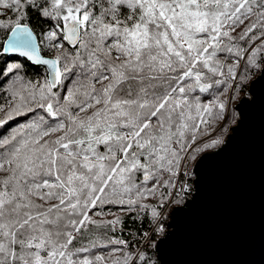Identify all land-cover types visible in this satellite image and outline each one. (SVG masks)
<instances>
[{
    "label": "snow or ice",
    "instance_id": "obj_1",
    "mask_svg": "<svg viewBox=\"0 0 264 264\" xmlns=\"http://www.w3.org/2000/svg\"><path fill=\"white\" fill-rule=\"evenodd\" d=\"M0 17L3 53L47 68L43 82L25 81L19 62L3 73L14 78L0 128L27 119L0 135V264H150L126 240L101 242L93 229L123 221L97 209L150 207L165 231V204L189 191L177 179L223 143H201L208 128L264 77V0H0Z\"/></svg>",
    "mask_w": 264,
    "mask_h": 264
},
{
    "label": "water",
    "instance_id": "obj_2",
    "mask_svg": "<svg viewBox=\"0 0 264 264\" xmlns=\"http://www.w3.org/2000/svg\"><path fill=\"white\" fill-rule=\"evenodd\" d=\"M34 35L38 54L53 58L42 54ZM3 55L27 60L18 53ZM248 95L235 105L239 119L224 143L204 152L198 158L203 162L192 167L191 198L171 209L169 229L154 243L160 264H264V77L260 74L249 83Z\"/></svg>",
    "mask_w": 264,
    "mask_h": 264
},
{
    "label": "trees",
    "instance_id": "obj_3",
    "mask_svg": "<svg viewBox=\"0 0 264 264\" xmlns=\"http://www.w3.org/2000/svg\"><path fill=\"white\" fill-rule=\"evenodd\" d=\"M4 17H0V19H3ZM29 24L31 28H33L34 33L36 34L41 52L44 56L47 57H53L54 52L47 46V42L43 39L44 32L47 31V25L43 24L35 15L31 16L28 21H25ZM6 40V34L3 32H0V84L3 85V89L0 90V103H4V99L2 98L6 94V90L11 87L12 81L9 79L10 76H13V74L4 75L5 69L10 66L12 63L19 62L23 65V67L20 70V76L24 78L25 81H40L43 82L46 76V69L41 66H35L29 63L27 60L20 58V57H8L3 55V44ZM258 74V73H257ZM256 74V75H257ZM250 76L248 83L245 85L244 90L239 93L238 96H236L235 99L230 100L231 106L229 109V102L226 107V111L223 114V119L219 120L214 123V125L210 126L208 128V134L205 135L201 143H210L212 139L215 138H222L223 142L228 135L227 129L230 125L238 118V113L233 108V103L237 102L240 97L247 92V87L249 82L256 76ZM232 93L229 91L226 93L222 99L227 100L229 96H231ZM210 99V97H209ZM229 111V118L226 121V124L222 129L219 131V127L223 123V121L226 119V116L228 115ZM2 115V114H0ZM27 118L26 117H18L17 119H14L12 121H9V124L4 125L2 128H0V135L7 136L9 135L10 131L14 130L17 126V123H23ZM222 144H220L217 147L209 148L206 151L209 150H215L218 147H220ZM204 151V152H206ZM204 152L200 153L202 155ZM199 155V156H200ZM198 156V157H199ZM191 167H189V171H191ZM193 175L191 174L189 177V180L193 183ZM185 177L181 176L177 179L178 186L181 182H185ZM191 184L190 189L193 188ZM167 191V190H165ZM173 191V196H175V190ZM187 200V197L185 194H183V198L180 201V203H172L170 200L167 204H165V209L169 207V210L164 213V225H168L170 221V210L173 206H179L183 205L184 202ZM145 203L149 204L150 206L155 205L157 203L156 200L149 199L145 201ZM126 208V206H125ZM100 210L104 213V219H113L115 216H119L120 219L123 221L122 225L117 226L116 230L114 232L108 231L106 229H93L94 234H99V238L101 242H107V239L109 236L112 238L117 239H123L126 240L129 244V250L134 251L136 247H139L141 251H144L146 249V254L148 257H150V264H160L156 254L154 252L153 245L155 241L160 237L163 236L165 231L162 234H155V224L152 221L150 207L149 209H137L136 211H128L125 209H122L121 206L118 205H106ZM95 211V210H94ZM91 214V213H90ZM114 214V215H113ZM108 231L107 235H104V233ZM147 234V235H145ZM113 247H119L116 245H109L108 247H98L93 249V252L91 254H100V255H107L111 248ZM116 255H123V253H117Z\"/></svg>",
    "mask_w": 264,
    "mask_h": 264
},
{
    "label": "rangeland",
    "instance_id": "obj_4",
    "mask_svg": "<svg viewBox=\"0 0 264 264\" xmlns=\"http://www.w3.org/2000/svg\"><path fill=\"white\" fill-rule=\"evenodd\" d=\"M258 75H259V73H258L256 76H258ZM256 76H255V77H256ZM255 77H254V78H255ZM254 78H253V79H254ZM253 79H252V80H253ZM250 82H251V81H250ZM250 82H249V83H250ZM248 85H249V84H248ZM245 96H249V95H248V87H247V92H245V93L240 97V99H241L242 97H245ZM240 99H239V100H240ZM239 100H238V101H239ZM238 101L235 102V103H233V108H234V110H235V105L238 103ZM230 106H231V102H229V109H230ZM235 111H236V110H235ZM236 112H237V111H236ZM237 113H238V112H237ZM228 118H229V111H228V115L226 116V119L223 121V123L221 124V126H220L219 129H218L219 131L224 127V125L226 124V121L228 120ZM238 119H239V114H238V118H237V119L232 123V125H230L229 128L227 129L228 135H229L230 132H231V128L237 123V120H238ZM228 135H227V136H228ZM227 136H226V138H227ZM226 138H225V140H226ZM225 140H224V141H225ZM223 143H224V142H223ZM223 143H222V144H223ZM198 158H199V157H198ZM190 173L192 174V167H191V171H190ZM191 174H190V175H191ZM190 175H189L188 177H185V179H184L185 182L188 184L189 190H190V187H191V184H190V183H192L191 180H189ZM192 175H193V174H192ZM193 179H194V178H193ZM192 186H193V183H192ZM192 191H193V188H192ZM190 198H191V197H190ZM190 198H189V199H190ZM187 200H188V198H187ZM173 207H174V206H173ZM173 207H172V208H173ZM172 208H171V209H172ZM170 211H171V210H170ZM170 218H171V216H170ZM164 234H165V233H164ZM160 237H162V236H160ZM160 237H159V238H160ZM153 248H154V245H153Z\"/></svg>",
    "mask_w": 264,
    "mask_h": 264
},
{
    "label": "built area",
    "instance_id": "obj_5",
    "mask_svg": "<svg viewBox=\"0 0 264 264\" xmlns=\"http://www.w3.org/2000/svg\"><path fill=\"white\" fill-rule=\"evenodd\" d=\"M192 193H193V191H192V189H190L187 193H185V196L189 199L191 197ZM168 210H169V207H167L165 209L164 213H166ZM165 226H166L165 227V232H166V231H168L169 227H168V225H165Z\"/></svg>",
    "mask_w": 264,
    "mask_h": 264
}]
</instances>
